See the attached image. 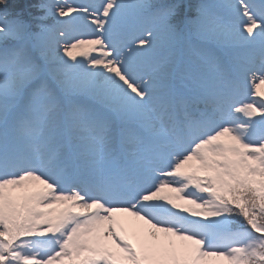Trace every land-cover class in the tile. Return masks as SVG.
<instances>
[{
    "label": "rangeland",
    "instance_id": "1",
    "mask_svg": "<svg viewBox=\"0 0 264 264\" xmlns=\"http://www.w3.org/2000/svg\"><path fill=\"white\" fill-rule=\"evenodd\" d=\"M3 1L10 12L0 13V241L14 231L49 244L28 243L22 251L7 244L5 253L0 245V264H144V249L155 250L152 241L135 251L138 257L119 259L93 247L100 213L128 208L133 215L160 216L180 239L177 225L200 221L182 226L200 232L193 237L198 243L234 255V264H261L264 235L254 223L234 227L226 204L238 182L263 189L264 98L255 86L244 88L235 100L242 108L239 125L229 121L200 133L203 156L192 166L194 137L188 129L170 131L163 116L171 101L181 110L185 99L204 112V103L193 101L213 100L214 92L226 97L228 70L243 53L256 47L264 58V0L201 1L188 8L199 12L187 28L173 27L165 13L136 12L143 0H41L26 6L24 18L10 16L23 0ZM47 148L53 167L43 165ZM27 165L31 169H20ZM27 175L30 182L42 180V189L23 185ZM136 176L149 179L152 190L180 185L159 203L143 204ZM73 179L87 180L96 196L69 193ZM96 203L99 210L90 212L86 206ZM118 229L112 233L122 240ZM121 243L106 247L118 250ZM163 252L169 264L199 261L181 263L175 245Z\"/></svg>",
    "mask_w": 264,
    "mask_h": 264
},
{
    "label": "bare ground",
    "instance_id": "2",
    "mask_svg": "<svg viewBox=\"0 0 264 264\" xmlns=\"http://www.w3.org/2000/svg\"><path fill=\"white\" fill-rule=\"evenodd\" d=\"M139 13H149V12H139ZM260 13V12H259ZM259 15H264V12L260 13ZM264 50V49H262ZM260 53L258 49H252V52L243 53V57L240 58V60H237L235 64L232 65V67L228 70V74H230L231 81H228V95L226 97H220L214 92V101H217L218 106L217 109L220 112V114L224 115L225 112L228 113L226 118L229 119V121H233L236 126L239 125V122L241 121V118L243 115H241L242 108L240 105H237L235 100L240 99V95L242 93V90L244 88H249L252 86L256 87V90L258 91L256 93L257 96L260 98H264V58ZM258 59V61H256ZM260 60V62H259ZM263 61V62H262ZM257 62V63H256ZM257 74V75H256ZM17 81L19 79L17 78ZM242 82L244 85H242ZM208 114H214L215 111H209ZM263 114V113H262ZM181 120H184L182 118ZM253 116L250 117L252 119ZM260 117V116H259ZM215 122H221L224 119L221 117L213 119ZM167 123L171 124V127L173 130L181 131L180 134L186 133L184 129V125H181V123H177V126H174V121L171 117L169 119L164 120ZM193 137L197 139L199 137V131L198 129H192ZM108 136V137H107ZM105 139H109L111 134L108 133ZM99 140H103L99 139ZM97 142V140H96ZM193 143V144H192ZM193 146L191 148V152L189 155V158L192 160L191 166L196 162L197 159L202 157V149L200 147H197V143L191 142ZM94 145V144H93ZM93 145H88L89 147ZM87 146V147H88ZM188 148H186L187 150ZM51 151V150H50ZM49 148L45 150V159H43V165H46L48 167H53L51 160H48L49 158ZM87 159V158H86ZM89 159V158H88ZM91 159V163H92ZM90 162V160H88ZM56 162V161H55ZM94 162V161H93ZM23 164V163H21ZM31 166L27 165L26 167H21L20 169H31ZM89 168V167H87ZM186 168L184 165L179 166L177 170ZM89 171V170H88ZM29 176V177H28ZM87 177V175H86ZM88 178V177H87ZM133 178V177H132ZM136 185L134 188L136 189V192L139 194L140 192H145V195L140 197L141 203H159L160 200H162V195L165 196L169 192H173L176 189H178L177 185H160L163 182H159V187L157 190H152L151 186L153 184L150 182L149 179L141 178V177H134L133 178ZM23 185L28 186L30 189H42V180L39 178H34L30 182V175H27L23 179ZM87 188L90 189V191L93 193H96L91 185L87 182L83 183ZM57 186V185H56ZM60 187H63V185H59ZM57 186V187H59ZM177 186V187H175ZM74 194V192H71V194ZM90 197H95L94 195H90ZM87 209L91 211L99 210V206L96 204H92L90 206H86ZM128 208V207H127ZM128 210H123V212L115 211V212H106V214L100 215L96 218L94 226L96 227L94 233H93V247L95 248V251L99 253L103 257H109L111 259H119L121 258V255H131L134 257L137 254H135V251L139 254V251L143 249V247L147 244H149L151 241L153 242L154 252L151 255V252L147 249H144V253L142 254L140 258V262L146 264L150 259L154 261V259L158 257L157 264H169L168 263V255L163 252L166 246L171 247V245H175V248L177 252L179 251V261L181 263H187L189 261H192L193 259L199 258V261L197 264H234V255L227 257L223 253H217L212 250H209L206 248V242L198 243L196 239H194V236L200 237L201 234L199 231L196 230V228L193 226L190 230H184L183 224H186V226H192V224H198L200 221H196L195 219H189L186 222H183L181 224V227L179 228L178 225L175 227V231L177 233L183 234L182 239L179 237L174 236L172 233L170 234L169 231L166 230L165 226L168 224L164 219H162L160 216L155 215H133ZM88 212V213H90ZM200 217V216H196ZM151 220H148V219ZM110 219H114L113 221H110ZM101 223L108 224L110 230L106 229L102 226ZM164 226L163 228H156L157 225ZM196 226V225H195ZM115 227L122 231L121 233L124 234V239L121 240V236L119 239L116 238V236L112 233ZM125 228V230L122 229ZM171 232V231H170ZM106 235V236H105ZM102 238V239H101ZM150 238V241L147 239ZM107 239V241H106ZM121 240L123 243L119 242ZM129 240V243H128ZM239 240V239H238ZM236 240V241H238ZM114 241L118 243H121L123 248L120 246L118 247V250H115L114 247H106V242L108 244L113 243ZM134 246L136 248H134ZM206 249H205V248ZM137 249V250H136ZM131 250V251H129ZM121 251V252H120ZM181 251V252H180ZM229 251V252H228ZM227 253H230V250L226 249ZM136 260V258H133ZM175 262V261H174ZM47 264H55V263H47Z\"/></svg>",
    "mask_w": 264,
    "mask_h": 264
},
{
    "label": "trees",
    "instance_id": "3",
    "mask_svg": "<svg viewBox=\"0 0 264 264\" xmlns=\"http://www.w3.org/2000/svg\"><path fill=\"white\" fill-rule=\"evenodd\" d=\"M201 1L205 0H143L140 4H138L136 12H151L157 14L165 13L169 16V23L173 27L187 28V26L191 24L193 25L192 17L197 13V11L199 12L198 9L194 13H191L188 8L199 5ZM2 4H4L3 0L0 1V13H4L6 11L10 12L9 8L1 7ZM33 4L41 5V0H23L22 5H20L19 8L11 9L12 11H16L11 12L10 16L24 18L26 11H30L26 8V6H31ZM25 8L26 10H24ZM173 8L174 10L172 11ZM47 24L50 25V22H47ZM239 184L240 182L233 185L232 188L234 189L230 193V196H232L234 200L229 201V203L226 204L233 226L238 227L244 224L254 223L257 228L256 231L264 235V186L263 189L255 191L253 188L247 186L238 187ZM235 197H238V199L236 200ZM239 202H241L243 206L238 210L237 208ZM244 210L249 212V219L245 218L242 214V211ZM230 226L231 228H234L231 224ZM27 239H30L31 241H25ZM1 242L4 243V245ZM32 242L40 245L43 243L49 244V241H45L33 234L11 231L9 236L0 241V245H2V252L5 253L7 251V244L9 245V248L13 249V251H22L25 250L28 243L31 244ZM37 244H34V246ZM261 264H264V261Z\"/></svg>",
    "mask_w": 264,
    "mask_h": 264
}]
</instances>
